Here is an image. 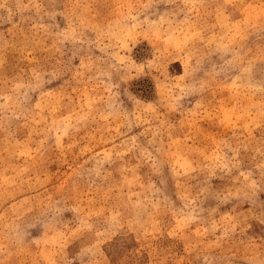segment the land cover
I'll return each mask as SVG.
<instances>
[{"label":"rangeland","instance_id":"1","mask_svg":"<svg viewBox=\"0 0 264 264\" xmlns=\"http://www.w3.org/2000/svg\"><path fill=\"white\" fill-rule=\"evenodd\" d=\"M0 264H264V0H0Z\"/></svg>","mask_w":264,"mask_h":264}]
</instances>
